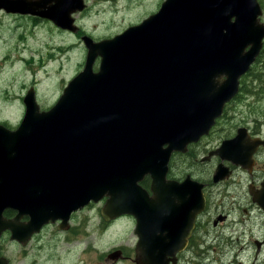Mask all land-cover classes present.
I'll return each instance as SVG.
<instances>
[{
    "label": "water",
    "instance_id": "95a60500",
    "mask_svg": "<svg viewBox=\"0 0 264 264\" xmlns=\"http://www.w3.org/2000/svg\"><path fill=\"white\" fill-rule=\"evenodd\" d=\"M54 1L60 6L0 0V8L64 25L62 19L85 7L84 0ZM262 14L259 0H164L157 12L111 39L94 42L85 35V67L57 102L42 109L31 88L18 129L0 124V234L9 229L17 236V221L3 216L8 207L28 214L40 201L33 209L44 210L49 221L100 196L131 187L143 193L139 181L147 173L153 185H167L171 153L163 145L173 147L180 137L175 147L186 149L210 130L261 52ZM172 108L177 116L170 120ZM139 201L119 204L118 211H137ZM162 256H149L148 264L162 263Z\"/></svg>",
    "mask_w": 264,
    "mask_h": 264
},
{
    "label": "flooded vegetation",
    "instance_id": "af4514ba",
    "mask_svg": "<svg viewBox=\"0 0 264 264\" xmlns=\"http://www.w3.org/2000/svg\"><path fill=\"white\" fill-rule=\"evenodd\" d=\"M35 1L44 4V0ZM51 2L60 6L54 0ZM84 3V9L62 19L64 25L47 16L0 9V43L7 47L11 41L21 40L24 44H34L30 48L35 52L45 46L57 50V53L47 52L45 57L36 52L41 64L53 62L57 58L54 56L74 49L81 50L78 59H84L87 53L84 36L100 38L84 27L83 14L90 6L88 0ZM75 5L72 1L68 9ZM54 31L64 39L75 41L53 45ZM20 59L34 60L33 57ZM249 72L264 75V48L249 71L240 77L243 89L246 88L243 78ZM31 88L36 90L32 86L25 88L23 94H17L14 100L17 105L11 108H20L21 104L25 114L24 98ZM249 92H239L228 101L210 130L190 141L186 149H176L180 137L173 147L163 145L171 153L167 185H153L154 175L147 173L139 181L143 193L133 192L131 187L121 193L100 196L77 205L70 212L59 210L61 215L49 221L44 210L33 209V206H42L40 201L32 203L28 214L17 208L5 209L3 216L17 221V236L13 238V232L6 229L0 234V240L10 238L16 248V259L8 255L0 243V259H3L0 264H148V257L153 255H163L159 264H246L235 249L236 241L244 239L242 249L252 251V264H256L264 250V113L254 114L252 121L243 117L235 125L231 112H236L237 108H230L232 103L238 104L245 96H250ZM260 105L259 99L249 97L243 100L242 106L252 116L251 108ZM40 107L51 106L40 104ZM21 120L14 126L6 122L0 124L16 130ZM238 136L237 143L222 149L225 141ZM134 199L140 200L141 208L133 212L118 211L119 204H130ZM154 203L157 208L150 207ZM33 221L41 226L36 227ZM28 223L32 224V230ZM239 229L241 231L237 232ZM47 233L49 237L44 240Z\"/></svg>",
    "mask_w": 264,
    "mask_h": 264
},
{
    "label": "rangeland",
    "instance_id": "374dc122",
    "mask_svg": "<svg viewBox=\"0 0 264 264\" xmlns=\"http://www.w3.org/2000/svg\"><path fill=\"white\" fill-rule=\"evenodd\" d=\"M88 1L90 6L83 14V24L94 37H100L94 41L100 42L111 39L124 29L141 23L146 17L159 10L163 0ZM262 18H264V14ZM72 41H75V39H64L60 37L59 32H53V45L68 44ZM31 45L34 44L30 42L24 44L21 40L11 41L7 47L0 43V122H6L14 126L22 119L24 113L23 106L20 104V108L11 107L17 105V102L14 101L15 97L17 94H23L25 88L26 90L32 86L36 88L39 94L38 101H40L42 106L53 105L61 95V90L63 91V88L66 86L63 87L64 83L72 79L81 69V65L84 64L82 57L78 59V53L81 50L77 49L67 53H60L54 56L57 58L53 62L41 64L36 52L39 51L45 57L47 52L52 51L53 53H57V50H52L45 46V49H38L35 52L34 48H30ZM23 57H33L34 60L20 59ZM44 60L40 59L41 62ZM256 68L257 65H255L254 69L256 70ZM250 72L243 78L246 88L241 92L247 94L250 91V96H245L238 104L234 102L230 105V108H237L236 112H231L235 118V125L239 124L243 117L252 121L254 114H258L259 112L261 116L264 113V75L257 76ZM259 85L263 87L258 88ZM10 92L15 96H12ZM249 97L253 100L259 99L261 104L260 106L251 108L252 116L249 115L248 109L242 106L243 100ZM240 231L239 229L237 232ZM254 232L257 233V228L254 229ZM48 237L49 233L43 239L47 240ZM245 240L236 241L235 249H238L240 256L242 255L246 260V264H252L254 263V254L252 255V251L248 253L247 250L244 251L242 249L243 241ZM0 243L4 245L6 253L16 259V248L10 238L5 237L0 240ZM230 259L226 262L228 263ZM255 263L264 264V250ZM26 264H29V262Z\"/></svg>",
    "mask_w": 264,
    "mask_h": 264
},
{
    "label": "bare ground",
    "instance_id": "6f19581e",
    "mask_svg": "<svg viewBox=\"0 0 264 264\" xmlns=\"http://www.w3.org/2000/svg\"><path fill=\"white\" fill-rule=\"evenodd\" d=\"M172 110L173 111L166 114V117L170 120H173L177 116V108H172Z\"/></svg>",
    "mask_w": 264,
    "mask_h": 264
},
{
    "label": "trees",
    "instance_id": "16d2710c",
    "mask_svg": "<svg viewBox=\"0 0 264 264\" xmlns=\"http://www.w3.org/2000/svg\"><path fill=\"white\" fill-rule=\"evenodd\" d=\"M260 1H261L262 6L264 7V0H260ZM242 90H243V87H241V92Z\"/></svg>",
    "mask_w": 264,
    "mask_h": 264
}]
</instances>
